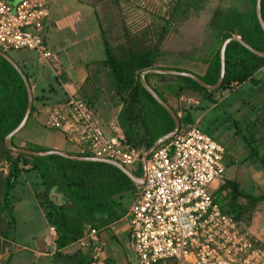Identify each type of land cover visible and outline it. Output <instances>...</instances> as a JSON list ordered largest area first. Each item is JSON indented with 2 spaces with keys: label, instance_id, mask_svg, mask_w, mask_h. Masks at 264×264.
Segmentation results:
<instances>
[{
  "label": "trees",
  "instance_id": "16d2710c",
  "mask_svg": "<svg viewBox=\"0 0 264 264\" xmlns=\"http://www.w3.org/2000/svg\"><path fill=\"white\" fill-rule=\"evenodd\" d=\"M112 1L119 4V0ZM254 8L255 0H171L167 14L153 15L151 24L142 30H133L126 24L117 25L114 15L107 16L105 24L101 20L105 58L98 66L102 72L99 84L113 105L121 106L118 125L126 144L146 151L158 138L174 129V122L168 112L141 85V72L146 69L189 72L208 85L215 84L220 70L219 50L225 39L237 35L257 51L264 52V32L256 21ZM205 13V35L198 47L194 46L191 52L178 53L161 49L173 25H182L190 17ZM260 15L264 21V0H261ZM198 50V56L191 55ZM263 64L264 57H257L237 41H232L225 50L224 78L215 90L208 91L185 77L147 74L145 81L177 116L178 112L181 113L178 116L181 127L193 124V114L198 110L205 111L243 85L260 84L261 79L256 77V73ZM200 65H203V69L202 74L198 75L193 69L198 70L197 66ZM23 74L32 87L29 76ZM152 78L155 85L150 82ZM50 90H55V87L50 85ZM181 96H194L199 102L197 105L180 104ZM43 98V95L34 97L33 94L28 121L36 110L34 101L43 102ZM84 101L93 109L92 98ZM26 106L27 92L21 77L0 57V162L6 164V173L0 172V255L6 245L14 243L12 231L15 217L11 198L25 175L34 185L40 204L49 208L47 221L56 230V250L49 264H91L92 242L72 253L63 250L82 238L89 226L97 229L98 225L107 226L118 221L125 214L126 202L132 200L137 187L119 169L108 164L11 152L5 146L4 138L20 123ZM260 119L257 116L253 118L254 126L257 121L264 123V119ZM263 126L256 130H263ZM240 133L237 130L235 135ZM254 134L257 137L242 135L244 142L251 148L245 158L260 161L264 167V151L260 150L259 144L253 145L257 138L263 142L264 134ZM13 139L14 136L11 138L12 145L19 147L13 143ZM53 187L63 195L64 203L60 206L49 200V191ZM217 191L222 202L227 201L225 209L220 206L221 211L247 226L252 222L254 211L264 201V192L246 191L238 180H225ZM213 200L217 202L214 196ZM11 260L12 256L9 255L3 264H10Z\"/></svg>",
  "mask_w": 264,
  "mask_h": 264
},
{
  "label": "built area",
  "instance_id": "2783aa9c",
  "mask_svg": "<svg viewBox=\"0 0 264 264\" xmlns=\"http://www.w3.org/2000/svg\"><path fill=\"white\" fill-rule=\"evenodd\" d=\"M48 15V0H21L15 6L0 0V48L33 51L53 71L55 55L42 36ZM46 125L88 156L125 168L142 161L144 150L126 144L122 131L107 136L89 105L73 94L48 111ZM223 154L219 143L196 124H187L147 156L144 182L127 213L129 245L136 256L131 264H264V247L213 200L212 184L223 183ZM96 233L89 226L73 244L79 249L95 243ZM48 235L56 238L53 226ZM92 259L91 264L98 263L100 246L94 247Z\"/></svg>",
  "mask_w": 264,
  "mask_h": 264
},
{
  "label": "rangeland",
  "instance_id": "374dc122",
  "mask_svg": "<svg viewBox=\"0 0 264 264\" xmlns=\"http://www.w3.org/2000/svg\"><path fill=\"white\" fill-rule=\"evenodd\" d=\"M90 1L97 6L103 24H105L104 21L106 22L107 16L114 15L117 25L126 24L128 28L137 31L149 26L153 15L160 14L165 16L171 0H119V4L117 5L112 0ZM206 19L207 15L205 13L201 16L190 17L182 25H173L161 49L169 53H178L180 51L191 52L194 46L198 47L200 45L205 35L204 26ZM2 52L10 57L32 80V73L25 66L26 63L21 60L27 53L25 49L17 51L3 50ZM199 54V50L191 53L192 56H198ZM203 55L205 54L203 53ZM32 67L35 68L36 64L32 63ZM197 67L199 68H197V71L201 72L203 65ZM193 70L196 71V68ZM256 77L261 79L260 84H245L237 91L235 90L225 95L216 107H210L205 111L198 110V112L193 114V119L197 122L198 129L210 136L229 152L230 155L228 157L232 159V164L228 166L226 173L230 178L237 177L246 191H252L250 189L251 181L249 173L243 171L238 162L242 163L243 157L249 154L251 148L242 140V135L255 137L254 133L257 135L264 134V129L256 130L261 125L263 126L264 123L257 121L254 126V121H252V118L256 116L258 118L261 117L260 121L264 119V69L258 70ZM153 80L154 78L150 82ZM41 81L37 82V86L33 89L34 97L36 95H43L45 98L48 87L43 83V80ZM41 89H44V94ZM38 104L37 101H34L35 108ZM41 123V118L35 120L31 116L26 126L14 136L13 143L20 148L32 151L56 150L54 147L58 146L71 153L79 152L78 147L66 142L67 140H65L61 132L57 129L43 126ZM237 130L241 131L238 136L235 135ZM259 142L260 140L258 141L257 138L253 145H258ZM126 169L131 170L136 177H140L143 174L141 163L128 166ZM235 170L238 171L235 172ZM0 172L6 173V164L4 162H0ZM30 182L24 175L21 178V184L19 183L13 191L11 200L14 204L12 214L15 217V226L12 231L14 243L6 245L3 253L0 255V264H3L9 255L12 256L10 264L32 263V253L28 249H33L35 237L43 236L46 232L44 216L47 210L44 205L38 203V199L35 198V187ZM213 196L218 204L223 203L218 191ZM125 224L126 220L122 219L115 226L98 225L97 230L104 244V255H109L114 260L119 255L126 263L124 247H126V242L130 244V241L125 234ZM47 241L46 243H48ZM19 247H24L25 250L20 251L19 249L21 248ZM40 262L36 264H49V261L41 260ZM165 263L174 264V261L166 260ZM158 264H163V261Z\"/></svg>",
  "mask_w": 264,
  "mask_h": 264
},
{
  "label": "crops",
  "instance_id": "0c3cea01",
  "mask_svg": "<svg viewBox=\"0 0 264 264\" xmlns=\"http://www.w3.org/2000/svg\"><path fill=\"white\" fill-rule=\"evenodd\" d=\"M20 1L21 0H9L11 6H15ZM48 12L49 15L45 19L42 36L44 45L55 55V69L52 71V69H50L48 66L38 62L33 51L26 50L27 53L24 55L25 57L21 59L24 63H26L25 66L29 68L28 70L32 73V80H30L33 82L32 89L37 86V82H42L41 80H43V83H45L49 89H47V92L45 93L43 102H38L39 104L36 106V110L33 114L34 119L38 120L41 118V124L47 127L46 120L48 117V111L53 107L62 104L66 100L68 94H73L75 97L81 100L83 99V101L87 100L88 98H92L94 110L90 106L89 107L93 110L101 128L104 130L107 136H114L116 132L121 131L118 125V112L120 111L121 106H114L110 97L104 94V90L99 84V81H101L100 76L102 72L98 66L105 58V53L101 37V15L97 6L94 4L92 5L88 0H48ZM97 50H99V52H97ZM32 63L36 64L35 68L32 67ZM261 69H264V64L258 68V70ZM195 73L198 75L202 74L197 70ZM154 83V81L151 82L152 85H155ZM50 85L54 86L56 89L50 90ZM41 90H43V92H41L44 94V89ZM220 100H218L216 104L210 105V107H216ZM198 102L199 99L194 96H181L179 99L180 104L186 105H197ZM180 114L181 113L178 112V116H180ZM193 124L197 125V122H194ZM58 131L61 132L60 130ZM63 136L65 137V140H67L66 142H69L64 134ZM242 140L245 141L244 139ZM69 144L76 146L70 142ZM259 148L261 151H264V142L259 143ZM54 149L67 152L68 154L74 156L83 154L80 152V150L77 153H71L68 152V150L58 146H55ZM223 149V164L225 168L223 183L225 180H239L237 177L230 178L226 173L228 166L232 164V159L228 157L230 155L229 152L224 147ZM241 162L242 163H238L240 164L243 171L249 173V179L251 181L250 189L252 190L249 192L263 193L264 167L261 162L250 161L245 157H243ZM238 170H235V172ZM129 171L132 173L131 170ZM133 176L136 177L135 175ZM223 183L215 182L212 184V196ZM35 198H37L38 203H40L39 198L36 195ZM134 198L135 193L132 200H130L126 205L125 214L118 221L107 225L108 227L115 226L116 223L122 219H125L126 224L124 228L127 239L129 238V222L127 213L132 202L134 201ZM42 205L45 206L47 211L49 210L45 204ZM218 205L219 207L222 206V208L225 209L227 201ZM44 219L46 224V232L43 236H39L37 238L35 237L33 249H28L32 253V263L29 262V264H36L41 260L49 261L56 250L54 243L55 239L48 235V227L50 225L47 221V212L45 213ZM251 221V224L248 226L243 222H236L240 224L241 229L247 230L250 233L253 240L257 242V245L261 244L263 246L260 247H264V201L260 207L254 211ZM96 231L97 242L93 243V247L96 245L100 246V259L97 264H131L136 260V256L128 242H126V247H124L126 263L124 262V259L120 258L119 255H117L115 260L109 255H104V244L100 239L97 229ZM46 241L48 243H46ZM89 244L90 242L87 244V246ZM19 248H21L19 249L20 251L25 250L24 247ZM75 250H78V246L72 244L66 247L63 251L65 253H72Z\"/></svg>",
  "mask_w": 264,
  "mask_h": 264
},
{
  "label": "water",
  "instance_id": "95a60500",
  "mask_svg": "<svg viewBox=\"0 0 264 264\" xmlns=\"http://www.w3.org/2000/svg\"><path fill=\"white\" fill-rule=\"evenodd\" d=\"M260 8H261V0H255V8H254V15L256 18V21L259 22V25L261 29L264 32V21L261 18L260 15ZM232 41H237L240 43L242 46H244L247 50H249L252 54L261 57H264V52L260 50H256L249 43L244 41L240 36L233 35L232 37H229L223 41L221 44L220 50H219V64H220V70H219V77L216 81L215 84L213 85H208L202 80H200L196 75L189 73V72H181V71H174V70H167V69H146L141 72L139 80L143 88L151 95V97L159 104L161 105L170 115L174 122V129L165 135L161 136L158 138L152 145L149 147L146 151L143 152L142 154V161H141V167L143 169V174L141 177L136 178L132 175V173L126 169L124 166L121 164L111 161V160H106V159H98L94 157H81V156H74L70 155L67 152L64 151H58V150H48V151H32V150H27L19 147H15L11 143V138L18 134L26 125L28 118L30 116L31 110H32V105H33V94H32V87L29 85V82L25 78L22 70L19 68V66L12 60L10 57H8L4 52L0 51V57L3 58L7 63L11 65L13 69L18 73V75L21 77L25 88L27 92V106L26 110L24 113V116L20 123L11 131L9 132L5 138H4V144L5 146L13 153H21L24 155L28 156H34V157H45V156H60L65 159L73 160V161H81V162H95V163H104L111 165L117 169H119L122 173H124L136 186H141L144 182V167H145V160L147 156L159 145H161L163 142L169 140L172 138L175 133L178 131L180 127L179 119L178 116L173 112V110L154 92V90L147 84L145 81V76L147 74H155V75H166V76H177V77H185L189 78L193 81H195L198 85L203 87L204 89L208 91H212L217 89L225 74V50L226 47L228 46L229 43ZM49 200L57 206H60L64 203L63 196L60 193L56 192V187H53L49 191Z\"/></svg>",
  "mask_w": 264,
  "mask_h": 264
}]
</instances>
